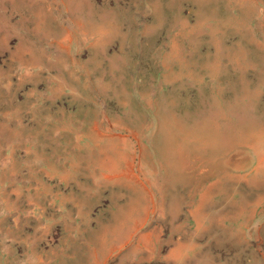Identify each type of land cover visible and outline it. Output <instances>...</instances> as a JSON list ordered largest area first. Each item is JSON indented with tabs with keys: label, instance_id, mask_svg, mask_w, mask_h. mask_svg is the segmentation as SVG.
Listing matches in <instances>:
<instances>
[{
	"label": "rangeland",
	"instance_id": "rangeland-1",
	"mask_svg": "<svg viewBox=\"0 0 264 264\" xmlns=\"http://www.w3.org/2000/svg\"><path fill=\"white\" fill-rule=\"evenodd\" d=\"M261 126L264 0H0V264H264Z\"/></svg>",
	"mask_w": 264,
	"mask_h": 264
},
{
	"label": "bare ground",
	"instance_id": "bare-ground-1",
	"mask_svg": "<svg viewBox=\"0 0 264 264\" xmlns=\"http://www.w3.org/2000/svg\"><path fill=\"white\" fill-rule=\"evenodd\" d=\"M215 71H214V73L217 71L216 69H214ZM172 115V114H171ZM179 119V118H178ZM176 121V120H175ZM172 122V121H171ZM181 123V122H180ZM175 125V124H174ZM176 126V125H175ZM178 126V125H177ZM185 128V126L183 125V124H179V130H183ZM220 129V128H219ZM173 130V129H172ZM186 130V134H185V138H187L188 136H192V131L193 130H191V129H188V127L185 129ZM228 129H226L225 131V135L226 136H224L225 138V141L227 142V143H229L230 142V146H231V148H232V146H234V145H236V143H238L237 142V139H238V137H237V135H235V136H233V132H231L232 130L231 129H229L228 131H227ZM255 130H257V129H254V131ZM168 131V130H167ZM166 131V132H167ZM174 131V130H173ZM253 130H251V128H247V129H245V130H242V135H244V138L246 139V140H248L249 139V137L251 136L250 134H251V132H254ZM183 132V131H182ZM203 134H204V132H202ZM257 133H259V135H254V141L253 142H251L250 141V144L248 145V147H250L251 149H252V151L254 152V154H255V161H254V163H253V171H251L252 173H259V172H264V136H260V135H263L264 134V129H263V127L261 126V127H259V132H257ZM217 134V137H218V133H216ZM179 135V134H178ZM194 136L193 137H196V141H197V143L198 144H201L200 146H198V148L199 149H201L202 151H204V150H209V149H211V147H212V145L213 146H215V144L217 143V142H219L220 141V143H222L221 142V138H222V134H221V136L218 138L219 139V141H214L213 142V139L214 140H216L217 138L215 137V136H213V138H211V137H206L205 138V135H196V134H193ZM213 135H215V134H213ZM219 135H220V132H219ZM172 136V135H171ZM183 136V135H182ZM252 137V136H251ZM250 137V138H251ZM156 139V138H155ZM232 142H231V141ZM260 140V141H259ZM163 141V140H162ZM174 142L172 143L173 144V146H174V148L171 150L173 153H174V155H175V157H176V151H178L179 150V152L181 153V156L183 155V151H181L182 150V147H181V144L183 145V142L184 141H182L181 143H176V141L177 142H179V140L178 139H176V140H173ZM240 141H243L242 139H240ZM239 141V142H240ZM164 142V141H163ZM162 143V142H161ZM164 143H167V142H164ZM192 144H193V148H191V149H194V148H196V145L194 144V142H191ZM234 144V145H233ZM209 145V146H208ZM165 147H166V145H165ZM227 147H229V146H227ZM160 148V147H159ZM161 149V148H160ZM199 149H194V150H199ZM219 149V148H218ZM159 150V149H158ZM194 150H191L192 152H194ZM228 150H229V148H228ZM170 152V151H169ZM206 153V152H205ZM226 153V152H225ZM253 154V153H252ZM222 155V154H221ZM221 155H219V157L218 158H221L222 156ZM172 160V159H171ZM221 160L222 159H220V160H218L219 162H221ZM109 162V160L108 161H105L104 162V165H103V167L105 168L106 167V169H110L112 172H117L118 171V169H119V165L117 164V163H115V162H112L111 161V163H108ZM178 163V161L177 160H174V161H172V163ZM127 166H128V168L130 167L129 166V164H126ZM137 165V164H136ZM179 165H182L183 166V164H181V157L179 158ZM127 171H128V169H127ZM130 171H131V169H130ZM181 171H182V168H181ZM220 171H221V169H220ZM184 172V171H183ZM128 173V172H127ZM214 174H216V171L214 172ZM133 173H131V172H129V175L128 174H126V177H124V179H125V181H128V182H134V181H136V180H134L133 179ZM227 173L225 172V171H222V172H220V175L216 178L217 180H215V182L217 181V184H216V189H217V186H218V188L220 189V186L218 185L219 183H221L220 182V179H219V177L221 178V177H227ZM114 176H120V173H117V174H110V177H114ZM125 176V175H124ZM115 178V177H114ZM115 179H119V178H115ZM123 180V179H122ZM138 183V182H137ZM210 187H207L206 189H203V192H202V195L200 196L201 198H199V202H200V204H203V202H204V199H203V197H206V195H207V193H210V189H209ZM200 211V208H198V212ZM191 212V211H190ZM192 213V212H191ZM179 245H181V244H179ZM177 251V250H176ZM185 252V251H184ZM181 253H183V251H181V250H178L177 251V254H181ZM181 256H182V254H181Z\"/></svg>",
	"mask_w": 264,
	"mask_h": 264
}]
</instances>
